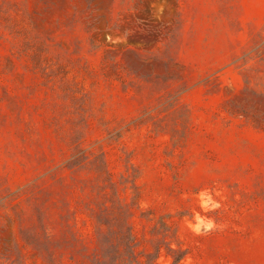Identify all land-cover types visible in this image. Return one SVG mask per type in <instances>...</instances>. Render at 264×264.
Masks as SVG:
<instances>
[{
  "label": "rangeland",
  "instance_id": "1",
  "mask_svg": "<svg viewBox=\"0 0 264 264\" xmlns=\"http://www.w3.org/2000/svg\"><path fill=\"white\" fill-rule=\"evenodd\" d=\"M0 264H264V0H0Z\"/></svg>",
  "mask_w": 264,
  "mask_h": 264
},
{
  "label": "clouds",
  "instance_id": "2",
  "mask_svg": "<svg viewBox=\"0 0 264 264\" xmlns=\"http://www.w3.org/2000/svg\"><path fill=\"white\" fill-rule=\"evenodd\" d=\"M200 221L198 220L197 221V224L194 226V230H199V227H200ZM210 226V225H209Z\"/></svg>",
  "mask_w": 264,
  "mask_h": 264
}]
</instances>
